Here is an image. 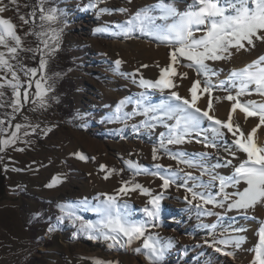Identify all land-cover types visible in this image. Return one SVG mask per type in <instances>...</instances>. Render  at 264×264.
<instances>
[{"label":"rangeland","instance_id":"374dc122","mask_svg":"<svg viewBox=\"0 0 264 264\" xmlns=\"http://www.w3.org/2000/svg\"><path fill=\"white\" fill-rule=\"evenodd\" d=\"M52 2H55L57 9L62 10L63 15L58 22L44 23L43 27H41L39 13L34 24L29 16L33 8H38L39 0H35L30 12L25 13L24 10L28 6L25 0H16V4H12L10 0H3L6 11L0 13L4 18H10L16 25V31L22 38L24 49L35 50L37 47H42V38L28 33H38L49 28H63L59 39V50L47 58L46 75L53 77L55 85L54 92L48 94L50 97L48 106L39 109L29 101L22 109V114H16V119L12 121L13 125L15 123L38 124L37 133L25 138L23 136L25 129H22L21 139L17 144L0 151V264H26L31 257L36 259L30 264H96L98 259L111 261L112 264H165L167 257L175 249L184 246L182 239L171 230L176 217L167 216V209L171 208L168 201L185 202L184 195L179 199L174 197L173 191L176 186L165 193V199L161 202L162 213L161 219L157 222L158 226L148 228V233L159 234L162 244H166L169 238L172 240L171 247L167 248L158 262L150 259L147 250L143 249V238L135 240L124 248L110 247L109 241L90 239L87 234L83 232L81 234L78 231V224L73 225L68 219L62 222L57 220L50 225L49 221H46L48 219L44 218L43 223L32 224L34 214L43 209V199L49 200L47 212L57 211L60 216V209L66 204L80 202L85 198L95 204L98 203L95 198L99 194L116 193L123 181L133 177V172L127 165L128 161L149 169L154 163L172 165L174 168L178 166L177 162L169 159L164 152H160L163 159L159 161L152 159V149L158 146L160 133L167 132L163 124L151 131L141 128L139 132H136L132 125H139L145 120L146 117L143 115L132 116L123 122H108L106 119L115 111L120 100L126 97L135 100L139 98L141 92L145 91L138 83L141 76L155 80L159 77L160 69L169 64L170 51L175 45L138 30L131 35H125L118 28V25H122L137 11L155 6L160 3V0H130V2L129 0H102L100 7L128 9L127 13L112 11L102 15L86 7L90 0H48L44 8L51 7L49 3ZM186 3L187 0H177L176 7L183 11ZM152 14L159 15V9ZM21 16L29 19L30 22L25 24ZM65 23L66 27H64ZM105 27L109 31H95L97 28ZM196 35L199 36L201 33ZM0 51H6V49L1 46ZM33 54L37 56L35 65L37 66L40 54L38 52ZM64 54H68L71 58V64L64 68L65 75L62 74L61 69H58L59 67L57 68V65L63 62L59 55ZM260 56H264V42L256 41L254 47L240 49L235 56L237 60L234 62L231 56L221 61H208L209 67L217 73L211 76L212 83L218 86L221 81L226 83L222 88L217 87L211 97L205 95L206 100L199 107L206 109L208 100L211 98L215 108H212L210 114H214L221 120L227 119L230 112L226 106L231 102L224 97L227 96L228 91L235 92V89L230 87L232 82L229 80V73L239 70L246 61L250 59L255 61ZM116 60L121 61L119 72L115 71ZM220 62L223 64L219 65ZM187 63L186 59H182L176 67L178 73L187 72L188 76L183 79L177 76L174 80L177 85L175 90L183 96H190L189 88L195 79H201L203 83V77H197L196 70L188 68ZM143 65L147 67H142ZM132 73H135V83L133 77L129 75ZM18 74L22 82L26 81L27 78L22 72L18 71ZM62 80H65V85L61 84ZM9 96L13 99L12 90L9 91ZM162 99H164L163 94L153 92L146 102L157 104ZM242 99L259 101L258 95L255 94ZM217 105L223 109L218 107L216 109ZM135 108L136 105L130 103L124 106L123 111L132 112ZM64 109L72 113H63ZM10 111L12 113L11 107ZM0 119L3 118L0 117ZM237 122L247 133L258 123V118L251 117L245 121L246 124L239 120ZM47 128H51V131L45 134L43 130ZM27 131L30 132L31 129ZM261 132L264 134V128H261ZM25 139L30 143H25ZM229 147H231L230 144ZM169 148L172 151L179 150L193 154L208 152L209 157L222 149L225 150L224 145H218L216 149H212L205 148L203 144L195 141L182 145H170ZM16 149H23V151ZM233 151L236 152V157L229 155V158L240 163L244 159V154L239 149H233ZM78 152L83 153L88 159L81 161L73 155ZM224 161H219L223 169L226 168ZM206 164L212 165L207 161ZM101 165H107L109 169L115 168L116 172L105 179L107 171L102 170ZM120 169L124 171L121 173ZM230 169L232 168L224 169L222 175L229 176ZM185 170L192 171L194 175L201 171L198 168ZM57 177L61 182L54 187H47ZM205 179L209 181L211 176L206 174ZM135 180L153 189L154 192L160 190L161 181L158 177L144 174L136 176ZM179 183L178 180L177 184ZM191 183L189 182V185ZM240 187H244L243 182ZM179 189L185 192L184 188ZM20 190L23 192L19 193ZM208 190L213 194L219 191L218 187ZM226 191L232 192L235 189L227 188ZM148 199L149 197L138 191L120 197L121 201L128 202L137 220L146 219L142 209L146 206ZM207 207L213 210L212 205ZM221 210H223L222 214L216 217L217 220L229 214L226 208ZM77 214L82 215L85 220L94 222L100 218L99 214L91 211L90 208H80ZM206 217L197 215L189 219L188 223L193 222V228L187 229L186 233L193 237L191 241L193 248L187 250L186 257L192 256L196 243L203 235L208 237L207 240H212L209 239L211 222L205 220ZM28 224L33 225L36 236L32 234ZM201 224L209 227H200ZM49 228L54 230L49 231ZM183 231L181 229L179 233ZM137 248L141 251H135Z\"/></svg>","mask_w":264,"mask_h":264},{"label":"snow or ice","instance_id":"6c2138e0","mask_svg":"<svg viewBox=\"0 0 264 264\" xmlns=\"http://www.w3.org/2000/svg\"><path fill=\"white\" fill-rule=\"evenodd\" d=\"M16 4V0H10ZM48 0H39L38 8H33L29 16L34 24L37 13L39 19L44 23H56L62 10L56 7L44 8ZM130 2V0H129ZM177 0H160L155 6H150L137 11L118 28L125 35H131L134 31L147 32L155 36L158 40L175 45L170 51L169 64L160 69L159 77L155 80L145 79L143 76L138 83L145 91L139 94V98L133 100L126 97L120 100L114 112L106 117L108 122L125 121L135 115H143L145 120L139 125H132L133 130L139 132L141 128L151 131L158 125L163 124L167 129L166 133H160L157 147L152 149L153 161L163 159L160 152L167 154L168 158L177 162V167L154 163L152 168L141 166L138 163L128 161L127 165L133 172V177L122 182L118 191L114 194L101 193L95 199L98 203L92 204L87 198L80 202L69 203L61 207V215L58 221L68 219L73 225L78 224V231L89 236L90 239H104L110 242V247L124 248L131 245L135 240L143 238V249L147 250L149 258L159 261L168 247H171L172 240L169 238L166 244L161 243L159 234L148 233L149 227H157V222L161 219L162 204L165 193L176 186L184 188V201L190 208L197 210L198 216H219L208 209V205L226 208L227 211L237 210L247 215L250 210L258 205L264 206V146L257 142V132L264 128V56L248 64L242 69L233 70L229 80L231 88L235 92L228 91L224 99L231 102L230 114L225 120L210 114L213 108L212 99L209 98L207 108L198 106V101L205 95L212 96L217 87H223L226 83L221 81L220 85L212 83L211 76L217 75L211 69L208 61H221L230 58L232 50L245 49L248 46L254 47L256 41L264 42V0H187L186 8L181 11L176 7ZM102 0H90L87 8L97 11L98 15L116 11L127 13L128 9L119 7L110 9L100 7ZM159 9V15H153ZM6 11L3 0H0V13ZM21 19L28 24L29 19ZM67 24H64L66 27ZM95 31H109L107 27L97 28ZM63 28H49L46 31L35 34L41 37L42 47L24 49L23 41L17 34L16 25L10 18L0 15V46L6 51H0V98L4 97L2 89L9 87L12 90V102L9 105L12 113L7 114V119H0V151L8 147H14L21 139V131L26 138L36 134L39 125L21 124L12 121L16 119V114H22L25 104L31 101L37 108L43 109L48 106L49 93L54 92L55 85L53 77L46 75L48 57H51L59 50V39ZM196 33H201L197 36ZM10 41L12 43H10ZM21 51H33L40 54L38 65L28 68L19 59ZM182 59L188 61L187 67L196 70L197 77L189 88L190 96H183L175 89L174 82L179 76L181 79L188 76L187 72L178 73L177 65ZM16 61V63H12ZM115 71L119 72L120 60L115 62ZM142 67H147L143 65ZM19 72H23L27 78L21 80ZM139 71V70H137ZM58 76L59 74H55ZM135 83V73L129 74ZM157 92L163 94L162 99L157 104L147 103L148 96ZM258 95L261 100L242 99L246 96ZM35 97V99H32ZM134 103L136 108L132 112H124L125 105ZM0 107H4L0 103ZM239 110L244 114L245 119L255 117L258 123L245 132L241 125L233 120V114ZM171 121V123H169ZM7 123V127L5 124ZM31 131H27V129ZM45 134L51 128L43 130ZM230 137V139H229ZM201 143L205 148L216 149L218 145H224L225 151L235 158L236 152L232 149H239L244 154V159L234 166V171L229 176H221L215 169L221 167L217 163L207 166L208 152L189 153L184 151H172L170 145H182ZM25 143H30L27 139ZM229 144L231 147H229ZM23 151V149H16ZM78 159L84 161L88 159L83 153H74ZM232 160L224 161V166L231 165ZM107 171L105 179H108L116 172L115 168L109 169L107 165L100 166ZM200 169L199 175H194L192 171L185 169ZM121 173L124 169L119 170ZM152 175L161 181L159 191L145 187L136 182L138 175ZM210 175L207 182L202 180L204 175ZM180 181L177 184V181ZM199 181V183H197ZM61 182L60 178H55L47 187H54ZM189 182H192L189 185ZM246 185L240 187L242 184ZM218 187L219 191L213 194L209 188ZM227 188L235 191H226ZM139 192L149 199L142 209L146 219L137 220L133 216L127 201H121L122 195L130 192ZM80 208H90L91 211L99 214L97 221L85 220L82 215H78ZM174 219V218H173ZM200 227H209L201 224ZM213 229L216 225H211ZM49 228V231H53ZM245 229L234 228L232 233H242ZM147 233V234H146ZM245 237L243 235H228L219 241L212 239L205 240L204 243L214 248L216 252L233 256L234 252L226 251L225 247L232 245L234 249L241 247ZM222 245L225 247H221ZM139 252L141 249L137 248ZM96 264H112L111 261L96 260ZM250 264H264V226L258 230V244L254 249V258Z\"/></svg>","mask_w":264,"mask_h":264},{"label":"bare ground","instance_id":"6f19581e","mask_svg":"<svg viewBox=\"0 0 264 264\" xmlns=\"http://www.w3.org/2000/svg\"><path fill=\"white\" fill-rule=\"evenodd\" d=\"M239 50L233 49V53L231 55V60L233 62L237 60V52ZM254 59H250L245 62V64L240 68H244L248 64L252 63ZM219 65L223 64V62L218 63ZM230 76V73H229ZM228 76V77H229ZM203 96L198 101V106L204 102L206 99ZM258 100H261V97L258 96ZM220 108L219 105L216 106V109ZM228 108V111L230 112L231 104H228L226 106ZM215 108V107H213ZM222 108V107H221ZM220 108V109H221ZM223 109V108H222ZM224 112V111H223ZM249 118L245 119V116L243 113H241L239 110L235 114H233V120L237 122V120L242 121V123H245ZM238 123V122H237ZM246 124V123H245ZM257 142L258 144L264 145V134L261 132V129L257 132ZM193 143V142H192ZM194 145V144H193ZM233 150V149H232ZM236 150V149H234ZM216 153V152H214ZM229 152L222 149L220 152L216 153L212 157H208L207 163L209 164H217L220 160H228L229 158ZM241 159V158H240ZM243 160V159H242ZM232 161L231 165L225 166L231 167L230 169V175L234 171V166H237L239 163ZM224 168V169H226ZM221 167H218L215 169L216 173L223 176L222 172L224 170ZM229 172V171H228ZM200 174V171L197 172V175ZM206 175L202 177V180L207 182L208 180L205 179ZM199 183V181H197ZM246 186V185H244ZM185 192H182L179 188L175 187L173 191V195L175 198L179 199L183 195H185ZM171 205V208L167 209V213L169 217L175 216L176 221L173 227L171 228L172 231L176 232V235L182 239L184 242V246L180 249H175L168 257L165 264H250L251 260L254 258V249L256 245L258 244V230L261 226H264V206L258 205L255 209L250 210L247 215H238L237 213H242L237 210L229 211L227 217H221L218 220L216 217H219L223 210L221 208H217L213 206V212L219 213V216L212 215L207 216L205 220L208 222H211L210 224L216 225V228L213 229L210 227L211 235H209V239H215L217 241L221 239H225L228 235L235 234V235H243L245 237L244 242L241 244V247L238 249H234L232 245L228 246H222L225 247L226 251H232L234 252L233 256L224 255L223 253L216 252L214 248L209 247L207 244L204 243L205 240L208 239L206 235H203L200 238V241L196 243L195 249L192 252V256L186 257V252L188 249H191V241L193 239L192 235H189L188 232L186 233L187 229L193 228V222L190 224L189 219L197 216V210L195 208H190L189 205H187L186 202H175V201H168ZM223 209V208H222ZM170 219V218H169ZM204 220V219H203ZM234 228H243L245 229L242 233H232V229ZM181 229L184 231L182 233ZM208 229V228H207ZM170 230V231H171ZM196 242V241H195Z\"/></svg>","mask_w":264,"mask_h":264},{"label":"trees","instance_id":"16d2710c","mask_svg":"<svg viewBox=\"0 0 264 264\" xmlns=\"http://www.w3.org/2000/svg\"><path fill=\"white\" fill-rule=\"evenodd\" d=\"M25 2H26V4L28 6L25 8L24 13L28 12V11L30 12V10L32 9L33 4L35 3V0H25ZM49 5L51 7H56L55 6L56 5L55 2L49 3ZM59 57L61 59H63V62L59 63L57 65V68L59 67L58 69H61L62 74L65 75L66 72H65L64 68L68 67L71 64V58H70V56L68 54L59 55ZM18 59L24 65H26L28 68L34 67L36 65V63H37V60H36L37 56H35L32 51H21L19 53ZM12 63L15 64L16 61H12ZM65 80L64 81L62 80L61 84L65 85L66 84ZM2 91L4 92L5 95H4V97L0 98V103H3V105H4V107H0V117L3 118V119H7V114L11 113L10 106H9L11 104V102H12V99L9 96V91H11V88L5 87L4 89H2ZM62 108H63V106H62ZM63 113L71 114L72 112L70 110H65L64 109ZM21 192H23V191L20 190L19 193H21ZM34 197H36V196H34ZM42 201L44 203L43 204L44 205L43 209L39 210L37 213L34 214V219L32 220V224H34V225L38 224L39 225V224L44 222V218H47L48 220H46V221H49L50 225H53L54 222L58 220L59 213L57 211L48 213L47 212V206L49 205V200L43 199ZM27 226L31 229L32 234L34 236H36V231L34 230L33 225L28 224ZM80 233L82 234V232H80ZM35 259H36V257H31L26 262V264H30Z\"/></svg>","mask_w":264,"mask_h":264}]
</instances>
